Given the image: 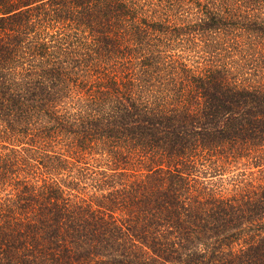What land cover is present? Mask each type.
Segmentation results:
<instances>
[{"label": "trees", "instance_id": "1", "mask_svg": "<svg viewBox=\"0 0 264 264\" xmlns=\"http://www.w3.org/2000/svg\"><path fill=\"white\" fill-rule=\"evenodd\" d=\"M0 264H264V0H0Z\"/></svg>", "mask_w": 264, "mask_h": 264}]
</instances>
